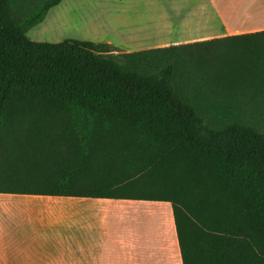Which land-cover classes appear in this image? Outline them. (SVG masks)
Listing matches in <instances>:
<instances>
[{
  "label": "trees",
  "instance_id": "obj_1",
  "mask_svg": "<svg viewBox=\"0 0 264 264\" xmlns=\"http://www.w3.org/2000/svg\"><path fill=\"white\" fill-rule=\"evenodd\" d=\"M61 1L0 0V194L169 203L181 264H264V29L29 40Z\"/></svg>",
  "mask_w": 264,
  "mask_h": 264
},
{
  "label": "crops",
  "instance_id": "obj_2",
  "mask_svg": "<svg viewBox=\"0 0 264 264\" xmlns=\"http://www.w3.org/2000/svg\"><path fill=\"white\" fill-rule=\"evenodd\" d=\"M121 1L134 11L129 22L136 39L160 44L155 48L218 38L209 36L222 31L221 20L227 26L213 0ZM258 4L260 16L251 17L246 7L249 29L234 34L264 29V2ZM0 264H181V259L169 203L0 194Z\"/></svg>",
  "mask_w": 264,
  "mask_h": 264
},
{
  "label": "rangeland",
  "instance_id": "obj_3",
  "mask_svg": "<svg viewBox=\"0 0 264 264\" xmlns=\"http://www.w3.org/2000/svg\"><path fill=\"white\" fill-rule=\"evenodd\" d=\"M130 1V0H127ZM225 16L221 32L209 37H221L249 29L246 5L264 0H213ZM134 11L118 0H62L49 10L42 23L30 29L26 36L34 42L59 43L67 39L109 44L116 53H129L152 49L160 44L139 41L135 27L129 22ZM132 17V18H131ZM246 22V23H244Z\"/></svg>",
  "mask_w": 264,
  "mask_h": 264
}]
</instances>
